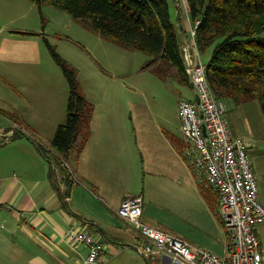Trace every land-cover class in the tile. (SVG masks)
<instances>
[{
    "label": "crops",
    "instance_id": "1",
    "mask_svg": "<svg viewBox=\"0 0 264 264\" xmlns=\"http://www.w3.org/2000/svg\"><path fill=\"white\" fill-rule=\"evenodd\" d=\"M173 3L181 18L178 25L182 27L181 36L185 40L192 26L187 1L177 4L173 0ZM27 15L24 0H0V78L8 83L11 82L7 80L9 64L20 65L22 71V65L35 64L40 58L37 34L21 25H12ZM104 98L108 101L106 108L102 113H94L90 136L78 142L67 159L73 176L68 188L62 171L52 167L35 141L37 137L49 144L57 126L65 120L49 115L47 127L40 128L31 113L26 120L20 115L25 124L21 121L20 125L11 123L0 129L2 134L12 132V139L0 145V264H80L88 254V247L68 238L67 229L73 222L85 226L104 244L105 264L114 261L107 256L109 251L118 256L129 247L152 264L151 257H145L140 251L148 238L117 213L128 195L142 196L141 221L144 224L187 240L192 247L216 254L223 252L224 256L228 235L211 205L212 201L218 208L217 195L183 157L182 124L181 137L171 134L168 147H162L168 151L164 154L161 147L148 141V128H139L144 119L127 113L130 123L125 122L117 104L105 95ZM0 99H3L1 95ZM92 103L95 110H102L101 102L100 105L97 101ZM34 114L40 118L39 113ZM175 182L181 189L189 188L187 195L194 207V211L185 209L189 219L193 214H204L205 226L196 217L187 229L176 225L166 230L160 227L152 202L164 199L160 191H171L169 184ZM176 190L172 193L175 198L169 197L166 202L171 210L178 207L179 190ZM262 225L258 236L264 250Z\"/></svg>",
    "mask_w": 264,
    "mask_h": 264
},
{
    "label": "rangeland",
    "instance_id": "2",
    "mask_svg": "<svg viewBox=\"0 0 264 264\" xmlns=\"http://www.w3.org/2000/svg\"><path fill=\"white\" fill-rule=\"evenodd\" d=\"M24 1L28 8L27 17L12 25H21L27 31L37 34L41 54L35 64L22 65V71L20 65L9 64L7 80L11 82L0 78V95L3 98L0 99V129L11 123H22L20 115L26 120L31 113L40 128L47 127L45 123H48L49 115L59 121L66 119L69 83L51 46L76 70L78 87L83 95L92 102L97 101L99 105L101 102L102 110L94 109V113H102L106 108L108 101L105 100V95L108 100L117 104L119 112L123 111L125 122L130 123L127 119L130 115L126 116L127 113L144 119L139 120L142 121L139 128H148V141L161 147L162 153H168L165 148L169 145L171 134L180 136L178 100L184 97L194 98L192 86L181 82L166 68L158 73L152 67H147L146 63L151 59L148 54L117 44L67 11L49 4H43L39 8L30 0ZM169 3L171 17L178 24L181 18L177 15L173 0H169ZM200 59L203 63L206 62L205 55H200ZM226 108V119L231 134L240 135L248 142V155L257 177L258 198L263 202L264 111L257 99L240 105L226 104ZM34 113H39L40 118ZM82 137L84 133L78 137L75 148L78 142L84 140ZM140 143L142 145V140ZM167 184L168 181L164 185ZM169 186L172 187L171 191H160L164 194V199L159 198L158 201L152 202L155 217L161 223L160 227L166 230L176 225L187 229L191 220L193 222L196 217L205 226L207 219L204 214H193L190 220V215L185 210L188 208L194 211L191 197L187 195L189 188L181 189L176 182L170 183ZM176 189L179 190V203L176 209L171 207V210L166 206V202L169 197L175 198L172 193L176 192ZM211 203L215 216L219 219L218 208L214 202ZM261 227L264 229V224ZM217 255L223 256V252ZM107 256L113 257L114 261L106 264H150L130 247L122 255L116 256V253L109 251Z\"/></svg>",
    "mask_w": 264,
    "mask_h": 264
},
{
    "label": "trees",
    "instance_id": "3",
    "mask_svg": "<svg viewBox=\"0 0 264 264\" xmlns=\"http://www.w3.org/2000/svg\"><path fill=\"white\" fill-rule=\"evenodd\" d=\"M30 1L39 8L49 4L67 11L117 44L148 54L147 67L158 73L166 68L181 82L190 83L182 27L171 17L169 0ZM186 1L190 20H199L195 41L200 55L206 56L207 81L214 95L225 105L257 99L264 111V0ZM50 48L69 83L66 119L49 143L68 188L73 179L64 160L81 134L84 140L90 136L95 107L79 89L76 70ZM5 142L0 137V145Z\"/></svg>",
    "mask_w": 264,
    "mask_h": 264
},
{
    "label": "built area",
    "instance_id": "4",
    "mask_svg": "<svg viewBox=\"0 0 264 264\" xmlns=\"http://www.w3.org/2000/svg\"><path fill=\"white\" fill-rule=\"evenodd\" d=\"M182 1L176 0L177 4ZM198 24L199 20L192 22L183 44L185 72L195 96L178 100L177 112L185 142L183 157L200 180L216 192L218 213L228 235L225 254L219 256L210 250L192 247L187 240L144 224L140 195L126 196L117 213L148 238L140 251L145 257H151L152 264H264V250L258 236V228L264 224V205L258 198L257 177L248 155V142L231 134L226 105L209 87L206 66L195 41ZM0 137L10 141L12 132L0 133ZM35 141L57 169L52 158L54 150L37 138ZM64 165L71 172L67 160ZM67 236L88 247V254L80 264H104L105 246L85 226L71 223Z\"/></svg>",
    "mask_w": 264,
    "mask_h": 264
}]
</instances>
